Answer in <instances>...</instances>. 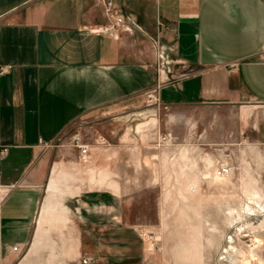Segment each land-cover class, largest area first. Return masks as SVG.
I'll return each mask as SVG.
<instances>
[{
	"label": "crops",
	"instance_id": "0c3cea01",
	"mask_svg": "<svg viewBox=\"0 0 264 264\" xmlns=\"http://www.w3.org/2000/svg\"><path fill=\"white\" fill-rule=\"evenodd\" d=\"M147 1L132 8L137 27L145 31L149 12L150 29L165 22L183 77L149 64L156 49L145 39L89 27L88 0H0V264H253L226 232L219 243L168 244L162 234L154 259L139 238L147 227L131 220L133 188L163 184L166 172L176 184L182 146L187 185H206V172L226 165L215 179L243 204L233 157L249 152L264 165V0ZM150 92L149 118L127 125L119 145L95 126L98 137L82 141L87 161L68 144L73 124L97 111L123 106L132 121L134 100ZM251 192L248 202L264 203Z\"/></svg>",
	"mask_w": 264,
	"mask_h": 264
},
{
	"label": "rangeland",
	"instance_id": "374dc122",
	"mask_svg": "<svg viewBox=\"0 0 264 264\" xmlns=\"http://www.w3.org/2000/svg\"><path fill=\"white\" fill-rule=\"evenodd\" d=\"M88 1L89 4L85 5L82 14L89 27L119 34L122 37L130 39L134 44L139 42V39H145L146 43L154 45L156 49V58L153 59L154 61H149V64L162 67L165 69V72L170 71L174 73H170L171 79H173V75L175 78H179L188 73V69L179 62L177 55L171 48V30L162 31V25L165 24L163 20L157 19L155 21V29L152 30L148 24L151 21L150 16H148L150 12H147L148 15L144 16L143 28L148 34L137 27L136 13H134L132 8L135 3L143 4V2H148L147 0ZM109 2H112V6L109 5ZM164 5L163 0V8ZM90 6L94 8H90ZM144 12H146V9ZM128 28L132 30H128ZM142 45L145 44L142 43ZM155 104L151 103L147 94L138 97L133 103L134 106H138L136 108L138 110H134V119L132 121H126V116L131 113L129 112L130 109H126L123 106L107 108L87 115L71 127L68 136L72 138L68 140V144L75 146L73 142L74 133L78 135L80 133V137L84 143L94 141L98 137L97 133L93 130L95 126L106 137H109L112 143L119 145V140L123 142L124 128L127 125H131L132 122L136 123L135 120L149 118ZM184 147L187 146H182L180 155L182 172L181 176L177 175L175 185L173 184L172 177H169V174L166 172L163 184L161 181V184L159 183L157 186L133 188L134 198L137 197L140 201L136 204L134 203V217L131 221L134 223L141 222L147 227L139 235L143 248L148 249L150 257L156 259L158 258V254H160L156 248L157 246L162 247L164 240L168 244H174L189 242L194 238L196 240L199 239V241L202 238L203 241V238L207 236V239L219 243L221 242V232H226L235 236V241L245 251L246 259L253 258V264H260L261 261H264L262 260L264 259V250L262 249L264 246V203L253 199L250 200V202H254L251 208L256 211V214L252 216L246 215L239 222L238 227L239 229H243V233L237 234L236 229L230 225L233 219L225 217L226 215L224 214L227 211L237 210L238 208L243 209V206L250 203L248 199L252 198L249 197V195L253 194L251 191H258L264 196V165H259V162L249 152L246 153L243 162L237 160L236 156L233 157L234 178L236 180L237 175H239V179L240 177L243 178L244 202L243 204L242 202L237 203L232 201V196L236 194L235 188L225 186V184L221 185V181L215 179V169L210 173L206 172V175L211 174L209 176L211 179L207 181L206 185L204 183L198 186L197 189H193L187 185L188 174L183 169L187 168L189 158L187 157L188 155L184 154L186 153ZM87 159L83 160L87 161ZM207 159V157H204L200 161L198 160V162L203 166ZM145 162L148 163L146 159ZM205 165L207 169L210 164L207 163ZM203 168L204 166L202 167V171ZM178 177L181 179L180 183L178 182ZM148 179H150L149 174ZM117 209L120 210V204H117ZM204 216L208 217L204 218ZM162 234L164 235V240ZM157 237L160 238L161 242L155 240ZM229 238L233 237L229 236ZM253 245H261V249L256 252L252 251ZM213 255L215 260L220 258L217 252ZM225 258L227 257L225 256Z\"/></svg>",
	"mask_w": 264,
	"mask_h": 264
},
{
	"label": "built area",
	"instance_id": "2783aa9c",
	"mask_svg": "<svg viewBox=\"0 0 264 264\" xmlns=\"http://www.w3.org/2000/svg\"><path fill=\"white\" fill-rule=\"evenodd\" d=\"M109 5L112 6V2H109ZM147 96H148V98L150 100H153V101H156V102L158 101V98L155 96L154 93L150 92V93L147 94ZM73 142L75 143V146H77L80 149L82 158L84 160H86L87 157H88L87 153L89 151L88 150V146L86 144L82 143V138L80 136H78V135H74ZM42 146L45 149H49V148H52L54 146V144L48 143V142H44L42 144ZM3 155H4V150L1 151V156H3ZM229 172H230V168L228 166H226V165H220V167L216 170V174L218 176H224V175L228 174ZM155 240L161 242L160 238H158V237ZM17 249L18 248H14V250H16V251H17ZM156 250L158 252H161L162 251V247L161 246H157ZM89 262H90V259H88V258H86L84 260V264H88Z\"/></svg>",
	"mask_w": 264,
	"mask_h": 264
},
{
	"label": "bare ground",
	"instance_id": "6f19581e",
	"mask_svg": "<svg viewBox=\"0 0 264 264\" xmlns=\"http://www.w3.org/2000/svg\"><path fill=\"white\" fill-rule=\"evenodd\" d=\"M254 202H250L248 203L247 205L243 206V209L241 211H238V210H233V211H230V215H232V213H235V217L233 219V221L230 223V225L232 227H235L238 222H241L244 218V216L246 215H249V216H252V215H255L256 214V211H254L252 208H251V205L253 204ZM256 203V202H255ZM257 207L259 208L258 204L256 203ZM263 210V209H262ZM261 210V211H262ZM242 211H243V214H242ZM237 216V217H236ZM235 225V226H234ZM242 232L243 229H239L237 230V232ZM228 241H230V243L233 242V238H229ZM225 258V257H224ZM226 259V258H225ZM234 264H236V261H234ZM242 264H251L250 261H245V262H242ZM260 264H264V261H261Z\"/></svg>",
	"mask_w": 264,
	"mask_h": 264
}]
</instances>
